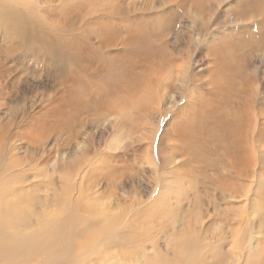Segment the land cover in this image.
I'll use <instances>...</instances> for the list:
<instances>
[{"label": "rangeland", "instance_id": "1", "mask_svg": "<svg viewBox=\"0 0 264 264\" xmlns=\"http://www.w3.org/2000/svg\"><path fill=\"white\" fill-rule=\"evenodd\" d=\"M36 1L43 44L0 28V205L93 223L80 264H264V0Z\"/></svg>", "mask_w": 264, "mask_h": 264}, {"label": "bare ground", "instance_id": "2", "mask_svg": "<svg viewBox=\"0 0 264 264\" xmlns=\"http://www.w3.org/2000/svg\"><path fill=\"white\" fill-rule=\"evenodd\" d=\"M23 1L24 0H0V28L5 33H7L9 35V37L11 36L13 39H15L16 43L18 45H20L21 47H24V46L35 47V46H38V45H41L44 43V36L43 35H42L43 37L38 36L37 34H35V32H32V28L33 27L35 28L38 25L35 24L34 22H32L29 18L31 15H33V13H35V12L39 13L40 12L38 10V2L36 0H32L31 2H27V1L23 2ZM23 9L28 10V13L24 12ZM75 15H77V14H75ZM89 15H91V13H89ZM89 15H87V16H89ZM73 16L74 15L70 16V20H71L70 27L72 26V28H74V25H75ZM87 16H82L83 17L82 20H84L83 24L86 22L88 24L89 23L88 20L91 21V19H87ZM97 18H98V23L100 24L101 18L100 17H97ZM106 26L107 25L104 23L103 29H102V34H104L106 32V29H105ZM93 27H94V25H93ZM89 28L86 29L85 35H83V33H82L83 38L86 42H88L87 39H93L94 32L89 31ZM108 43L109 42L106 40L105 44L107 45ZM56 44H59V45L64 44L63 39L60 38L59 40H56ZM82 44H81V47H82ZM102 44L104 45V41L102 42ZM91 46H92V44H91ZM61 51H62V49H61ZM63 51H65V50H63ZM72 54H70V55L73 58ZM55 56H56V58L61 57V53H60L59 48H57V50H55ZM80 63L79 64L76 63V65L79 66ZM88 90H89V88H88ZM230 124H232V123H230ZM232 128H235V127L232 126ZM65 213H67V212L65 211ZM64 216H66V215H64ZM64 216H63V218H64ZM70 219H71V216H66V218L64 219L66 221V223H62V224L59 223L60 225L52 226L51 228H49V230H46L45 227H43V228L34 227L31 231H27L29 221H28V216H27L26 210L19 207L16 209V211L14 213H12L10 211H7L4 207H2L0 205V246H1V242L3 243V245L5 247H6V245H8V246L10 245V247H6V249H8V248L9 249L3 253V255H2L3 258L0 260V263H4V264H28V263H30L31 264V262L34 259L43 257L47 260V262L46 261L41 262L40 260H39L40 262H36L37 260L36 261L34 260L36 262L34 264H76V263L80 264L79 261L83 260V257L87 253H89L88 254V256H89V255L94 254L95 250L100 249L99 246L106 247V244H104V242L106 241L105 240L99 246L95 245L94 248L89 249L85 254L81 255L82 250H79L74 255L71 254V250L69 247L73 246V242L78 241V239L81 235L83 237V234H91V233L96 234L97 232H95V230H94L95 225L93 223H89L88 225H85V224L83 225V227H86V228H83L81 230L80 234H76L74 231V222H72V223L67 222ZM5 221L6 222L8 221V224H5ZM55 230H56V233L54 235L53 246H50V245L45 244V243L43 244L42 242H47L44 239L45 238L44 236L46 235V233L48 231L49 232L51 231L50 233L52 235V233L55 232ZM103 230L105 231V233L107 235V239H111L112 241H116L117 236L115 234H114L115 236L113 235V233L107 234V232H106L107 230L106 229H103ZM109 231L112 232L113 229H110ZM99 237H101V236H99ZM195 241H196V239H195ZM24 242L28 245V247H26L27 251H25L23 253V252L19 251V248H22V247H19L17 245L18 244H24ZM188 242L189 241H186L183 244H178L177 247H175L172 250L173 251L171 254L172 257H167V258L164 257L165 259H163V257H162V259H160V260H157V261L155 260L154 264H197L198 260L200 259L198 249L200 250L201 248L197 247L198 248L197 249L196 247H192L190 245V243H188ZM194 243H193V245H194ZM20 250H23V249H20ZM200 254H202V253L200 252ZM0 256H1V254H0ZM76 257H77V259H74ZM204 258H205V256H204ZM205 259H207V258H205ZM205 262H207V261H205Z\"/></svg>", "mask_w": 264, "mask_h": 264}]
</instances>
